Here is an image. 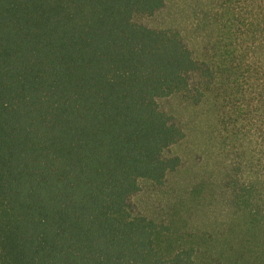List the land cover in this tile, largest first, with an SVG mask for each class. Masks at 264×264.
<instances>
[{"label":"trees","instance_id":"16d2710c","mask_svg":"<svg viewBox=\"0 0 264 264\" xmlns=\"http://www.w3.org/2000/svg\"><path fill=\"white\" fill-rule=\"evenodd\" d=\"M215 1L195 57L178 31L134 23L164 0H0V264H264L260 177L213 231L130 206L180 164L158 99L211 96L220 128L264 153V0Z\"/></svg>","mask_w":264,"mask_h":264},{"label":"rangeland","instance_id":"374dc122","mask_svg":"<svg viewBox=\"0 0 264 264\" xmlns=\"http://www.w3.org/2000/svg\"><path fill=\"white\" fill-rule=\"evenodd\" d=\"M215 10V0H164L153 15H138L133 21L149 29L178 31L198 57L204 40L215 33ZM195 95L192 90L190 98L174 94L157 100L160 110L184 133L167 152L178 157L180 164L161 185L141 180L130 206L134 214L157 223L179 220L188 231H213L230 217L234 189L254 176L260 177L255 186L264 204V153L249 143L248 134L223 131L216 102L209 96L195 104ZM250 151L260 161L254 168L248 164Z\"/></svg>","mask_w":264,"mask_h":264}]
</instances>
